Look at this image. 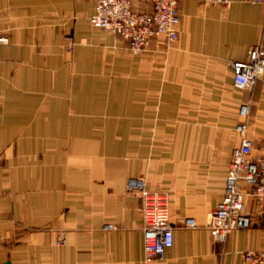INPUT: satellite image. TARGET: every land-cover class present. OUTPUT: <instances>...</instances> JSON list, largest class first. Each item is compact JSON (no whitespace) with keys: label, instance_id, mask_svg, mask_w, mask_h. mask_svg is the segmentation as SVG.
I'll use <instances>...</instances> for the list:
<instances>
[{"label":"crops","instance_id":"obj_1","mask_svg":"<svg viewBox=\"0 0 264 264\" xmlns=\"http://www.w3.org/2000/svg\"><path fill=\"white\" fill-rule=\"evenodd\" d=\"M178 1L179 41L135 54L90 23L97 0H0V264H147L139 179L168 195L174 233L148 264H247L264 251L253 188L249 228L224 243L209 229L244 102L264 155V76L237 90L231 67L264 42V5Z\"/></svg>","mask_w":264,"mask_h":264},{"label":"built area","instance_id":"obj_2","mask_svg":"<svg viewBox=\"0 0 264 264\" xmlns=\"http://www.w3.org/2000/svg\"><path fill=\"white\" fill-rule=\"evenodd\" d=\"M149 5L148 11L134 8V0H97L95 13L90 23L104 31L119 35L129 42V49L135 54L147 51L155 38L165 37L169 45L180 39V11L178 0H140ZM229 8L232 0H199ZM251 4H263L264 0H247ZM7 37H0V43H8ZM234 87L250 91L264 76V42L259 41L248 52L245 61L232 62ZM251 104H241L242 119L236 131L242 138L240 146L232 151L223 199L213 212L209 229L215 242L224 243L240 229L251 226V215L247 213L244 198L249 188L259 204H264V155L255 157L253 143L247 137ZM134 192L143 200L145 263L162 260L166 251L173 247L174 233L170 222V202L165 192L150 191L143 179L132 180ZM189 220L187 226H194ZM114 229V227H107ZM66 240L60 237L57 244L64 246ZM247 264H264V251L245 253Z\"/></svg>","mask_w":264,"mask_h":264},{"label":"rangeland","instance_id":"obj_3","mask_svg":"<svg viewBox=\"0 0 264 264\" xmlns=\"http://www.w3.org/2000/svg\"><path fill=\"white\" fill-rule=\"evenodd\" d=\"M106 32H108V31H106ZM111 33V32H110Z\"/></svg>","mask_w":264,"mask_h":264},{"label":"water","instance_id":"obj_4","mask_svg":"<svg viewBox=\"0 0 264 264\" xmlns=\"http://www.w3.org/2000/svg\"><path fill=\"white\" fill-rule=\"evenodd\" d=\"M10 264V263H9Z\"/></svg>","mask_w":264,"mask_h":264}]
</instances>
